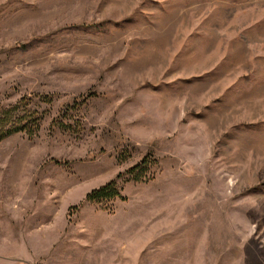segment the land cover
Instances as JSON below:
<instances>
[{
  "label": "rangeland",
  "instance_id": "rangeland-1",
  "mask_svg": "<svg viewBox=\"0 0 264 264\" xmlns=\"http://www.w3.org/2000/svg\"><path fill=\"white\" fill-rule=\"evenodd\" d=\"M24 98L0 264H264V0H0V105Z\"/></svg>",
  "mask_w": 264,
  "mask_h": 264
},
{
  "label": "trees",
  "instance_id": "trees-1",
  "mask_svg": "<svg viewBox=\"0 0 264 264\" xmlns=\"http://www.w3.org/2000/svg\"><path fill=\"white\" fill-rule=\"evenodd\" d=\"M44 102L53 104V100L50 98ZM45 115V113L41 115L39 112L33 111L31 101L28 98H24L16 105L7 107L0 105V143L18 134L26 135L29 139L37 137L45 120ZM158 163L154 156L147 155L125 174L119 175L113 181L87 194L85 202L102 203L117 199L126 201L122 194L123 184L130 181L144 182L149 180L147 179L149 172L157 167ZM121 179L123 180L121 181Z\"/></svg>",
  "mask_w": 264,
  "mask_h": 264
},
{
  "label": "crops",
  "instance_id": "crops-1",
  "mask_svg": "<svg viewBox=\"0 0 264 264\" xmlns=\"http://www.w3.org/2000/svg\"><path fill=\"white\" fill-rule=\"evenodd\" d=\"M115 262H116V260H115ZM78 264V263H77Z\"/></svg>",
  "mask_w": 264,
  "mask_h": 264
}]
</instances>
